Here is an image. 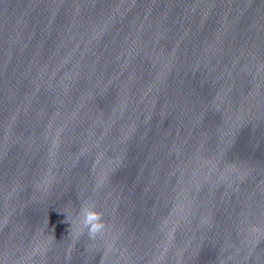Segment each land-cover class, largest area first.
I'll list each match as a JSON object with an SVG mask.
<instances>
[{
    "label": "water",
    "instance_id": "obj_1",
    "mask_svg": "<svg viewBox=\"0 0 264 264\" xmlns=\"http://www.w3.org/2000/svg\"><path fill=\"white\" fill-rule=\"evenodd\" d=\"M0 264H264V0H0Z\"/></svg>",
    "mask_w": 264,
    "mask_h": 264
},
{
    "label": "clouds",
    "instance_id": "obj_2",
    "mask_svg": "<svg viewBox=\"0 0 264 264\" xmlns=\"http://www.w3.org/2000/svg\"><path fill=\"white\" fill-rule=\"evenodd\" d=\"M82 229H87L90 237H94L101 232L103 225L98 223L99 216L91 205H82L78 213Z\"/></svg>",
    "mask_w": 264,
    "mask_h": 264
}]
</instances>
